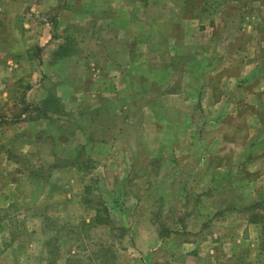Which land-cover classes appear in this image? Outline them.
Segmentation results:
<instances>
[{
    "label": "rangeland",
    "instance_id": "374dc122",
    "mask_svg": "<svg viewBox=\"0 0 264 264\" xmlns=\"http://www.w3.org/2000/svg\"><path fill=\"white\" fill-rule=\"evenodd\" d=\"M0 1V4L6 7L2 8V12L4 17L8 18L6 27L10 30L9 38L12 40L18 41L22 38L24 42H28L25 30L36 31L38 21L42 20L40 14L44 12L38 7L44 4V7H47L45 17L52 22L51 43L64 45V54L73 53L75 50L79 53L85 51L84 61H89L87 55L108 46V49L116 50V53H112L115 57L112 58L111 54H108L111 61L105 63L104 55L102 66L112 67L114 64L126 63L133 65V62L139 66L137 65L139 60L140 66H146V62L142 60L149 56L154 58L158 69L170 59L175 69L174 72L156 74L160 76V82L164 81L165 85L161 86L156 80L140 75V88L134 89L135 95L127 82H120L121 89L116 88L117 79L115 81L114 78L118 76V70L109 72L108 79L103 84L100 83L99 74L94 76H90L88 72L86 76L84 73L81 74L87 81L90 77L91 80L93 78L96 80L92 82V87H88L90 91L99 90L101 94L104 92L112 97L120 96L129 103V106L132 98L139 96L135 102L140 107L135 114L133 109L125 106L126 103L122 104L125 109L120 111L125 125L129 124V120L133 121L134 116L136 126L139 125V128L125 126V129H129L126 132H129L130 138L126 139L120 135V138L111 144V148L116 146L122 149L121 153L115 156L110 151L104 156L96 157L105 165L93 172L86 168L84 171L91 172L92 175L88 174L90 176L87 174L82 176L73 171L67 173L65 179L68 184H64L65 186L63 180L62 182L53 180V183H57L55 188L50 185L41 188L44 176L48 177L49 174L46 169L44 171L41 169V173L35 174L36 178L30 176L32 179H29L26 176L28 172L32 169V172L38 170L34 167L36 159L31 158L28 163L26 157L14 155L13 161L18 163L17 166L15 163H9L6 167H0V220L10 225L3 237L10 245V250L5 251L8 255L0 256V264L53 262L59 264L58 260L65 264L67 256L73 257L70 264H118L116 257L119 252L129 247V251L128 249L125 251L128 252V258L124 255L127 264H264V164L258 165L257 160L253 165L242 164L241 159L237 157L248 147L249 139L259 135L258 129L250 130V123L264 117V0H6L7 3L5 0ZM117 14L122 15L121 18L115 17ZM16 17L20 18V21L19 25L14 26ZM195 18L197 21H190ZM185 19H189L187 24L190 25L189 35L195 39L190 42L200 48V53L203 50L205 53L216 52L213 35L215 37L216 34L222 35L221 38L224 40H221V43L229 40L232 46L225 47L227 43L225 42L218 48L232 51H223L224 55L218 58L215 64H219L221 68L232 63L238 66L236 72L229 70L219 74L221 76L216 75L209 82V89L207 88L203 96L204 104L196 102L197 88L185 89L184 94L181 88L184 76L182 70L189 63L192 64L188 55L179 57L182 56L178 54L180 48H175L176 40L184 41L185 32L181 21ZM217 26L219 29H216ZM151 48L153 49L150 51ZM42 49L33 48L32 55H42ZM125 50L127 53L132 51L137 55L122 57L121 52L124 53ZM167 54L171 55L168 57ZM97 58L98 56H93L92 61L100 67ZM70 60L73 62L77 58L73 57ZM241 61H244V68L240 67ZM250 62L252 66L248 70ZM152 64L153 62L149 63ZM23 66L26 67V63ZM130 70L127 68L126 71ZM244 71L247 72L245 74L248 81H253L248 89H252L253 92L255 90L253 95L261 98V103L259 101L263 110L261 112L255 110L256 107L254 109L248 107L247 100L250 102L255 98L253 95L248 96V89L234 88V84L239 85L241 82L240 77L244 81ZM235 75L237 79L231 81L229 77ZM6 79L9 78L1 73L0 84ZM227 82H233L234 90ZM23 86L18 84L12 93L0 89V123L4 121L1 126H4L5 122L13 123L11 126H18L21 112L25 109V106L19 103L24 94ZM67 90L65 87L62 91L67 93ZM80 93L79 91V96ZM187 95L193 99L187 102L185 100ZM222 95L225 99L231 100L227 103L234 104L223 106L224 112L228 114H221V118H216L218 111L212 105V100ZM149 96L158 101H167L177 110H185L186 118L183 116L178 122L179 118L173 116L170 117V121L173 122L169 121L166 124L159 118L155 121L146 109L143 110ZM255 102L257 103L256 98ZM36 111V107H33V112ZM27 125L32 126L29 123ZM171 127L175 129L174 132L171 131ZM5 136V132L0 131V150L18 149L19 152L25 148L31 150L33 146L35 154L40 156L42 137L37 136L36 142L34 140L30 146L26 143L16 146L14 139L9 141V137ZM65 136L62 140L64 145H70L75 141L70 128L65 129ZM197 144L199 155L195 154V157L191 160L189 158L188 161L189 151L192 146L196 149ZM144 147L151 148L152 153L148 157L146 153L141 152L139 160L146 166L144 172L155 180L154 186L151 185L148 191L142 193L138 202L132 199L128 203L123 202L122 205L129 208L128 210L115 211L112 217H107L103 213L104 220L111 223L112 234L91 228L84 220L67 223L56 218L62 211L65 216L75 214V209L64 202V195L68 191L74 194L82 193L83 200L95 197L102 209L105 204L101 197L104 191L103 194H98L97 180L102 177L108 193L114 192L118 177L125 171L124 167L130 166L132 153L138 149L144 150ZM65 148H60L63 149L61 153L65 152ZM111 148L105 149L108 151ZM77 149L81 153L76 155L80 157L79 162L89 166L90 163H87L82 155V148L79 146ZM21 153L24 154V151ZM47 153L50 155V149ZM260 155L264 157V153ZM202 160L208 162L209 167L190 170L193 166L189 165L188 168L194 174H200L199 178H202V175L207 176L200 184L191 181L172 185L159 180L166 172L168 177L174 170L178 175L179 169L175 166H180V163L191 162L195 166ZM64 161L58 162L61 167L64 166ZM216 162L221 166L219 177L216 176L217 169L211 168ZM70 163L72 161H68L66 165ZM30 164L31 167H27ZM185 172L184 169L183 173ZM210 175L214 176L213 183L209 181ZM108 202L112 207L113 201ZM255 202L257 203L252 206ZM53 215L55 218L50 217ZM122 215L125 224L139 227L136 237L123 228ZM138 221L139 224H134ZM11 228L14 231L11 232ZM169 228L178 231L170 234ZM61 229L62 232H59ZM22 238L30 241L29 246L21 250L20 256L23 259L16 258L15 252L18 249L12 247L11 243ZM156 240L157 249H154L155 246L150 243ZM42 242L46 247H39ZM137 242H140L141 247L137 246L132 250V243L136 246Z\"/></svg>",
    "mask_w": 264,
    "mask_h": 264
},
{
    "label": "crops",
    "instance_id": "0c3cea01",
    "mask_svg": "<svg viewBox=\"0 0 264 264\" xmlns=\"http://www.w3.org/2000/svg\"><path fill=\"white\" fill-rule=\"evenodd\" d=\"M1 2V1H0ZM4 2L7 3L5 0ZM85 8V6H82ZM2 8H6L5 6H2L0 4V74L4 73L6 77L9 79L5 80L3 84H0V89L5 91L6 93L8 91H12L16 89L18 84L24 85L23 90L24 94L20 98L21 106H25V109L21 112L18 126H11L13 123H4V126H1L4 121L0 123V131L5 132V137H9V141L11 139H14L13 142H15L16 146H20V144L24 145V143L27 144V146H30V144L34 143V140L36 142L37 136L42 137V146L39 150V155L35 154V150H33V146L31 150L28 148L26 150H19L13 149L8 150L7 148H2L0 150V167H6L9 163H15L16 166L18 165L17 162L13 161L14 155H21L24 158L26 157L28 159V163L30 162V159H36L34 160L36 162V165L34 166L38 170H35V172H28V175H26L29 179L32 177H35V174L41 173V169L43 171L46 169L49 171L48 177L44 176L42 180V187L45 188L52 186L55 188V185H57L56 182L53 183V180H58L62 182L63 185L68 184L65 177L67 173H71V171L79 173L80 175L90 174L91 172H85L84 170H87L86 168H89L90 171H95L100 167H104L105 163L101 162L102 160H98L99 155L104 156V154H108V152L112 151L115 156L119 155L122 151V149H119L116 146H113L111 148V144L115 142V139H119L120 135L124 136L126 139L130 138L129 132H126L129 129H125V126H131L133 129L139 128V125L136 126L135 117L133 116V121L129 120V124L125 125L123 118H121L120 111L125 109L123 107V103H126V100H123L120 96L112 97L108 94L102 92L99 93L97 90L88 89V87H92V82H95L94 78L91 80L90 76H94L99 74V80L100 83L103 84L104 81L108 79V73H112L114 71L119 72L118 76L115 79L116 81V88H120V82L125 83L127 82L130 86L129 88L133 89V94L135 95V88H140V80L141 76L148 77L151 80H156V83L158 85H165L164 81H159L160 76L159 73L162 74L166 73L168 71L174 72L175 69L172 66L173 62L170 59L169 61L164 62L165 64L158 69V65H156L155 60L153 57H146L142 62H146V66H140L141 60H139L136 63L133 62V65L130 63L125 64H114V66L110 67V65L102 66L103 58H106L105 63L107 61H111L109 59V55L111 54L112 58L115 57L114 54L116 53V50H110L106 47V49H96L98 51H95L94 54L87 55L89 61H84L86 54L85 51L76 52V50L73 53H66L64 54L63 46L54 45L51 43L53 41L52 36V22L49 21L45 16L47 11V7H44V4L39 5L38 9L43 14H40V17L42 16V20L38 21V27L36 31L28 32V30H25V34L27 36L28 42H24L22 38L18 41L12 40L9 38V28L6 27L8 25V18L4 17V14L2 12ZM96 14H98L96 12ZM122 15H115V17H120ZM20 18H15L14 26L19 25ZM197 19H190V21ZM189 23V19H185L181 21V25L183 26V31L185 32L184 35V41L180 39L178 42L175 41L176 46L175 48L178 50V54L182 55L179 57H184V55H188L190 57L191 63L186 66L182 72H184L181 88L183 91V94L185 93V89H196L198 96L196 102H201L204 104L203 96L204 92L208 88V84L210 81L214 79L216 75L221 76L219 74L225 73L227 71L236 72L238 66L237 64H230L227 66L220 67L219 64H215L216 60L218 58H221L222 55H224V52L232 51L225 50V48L221 49L218 48L220 45H223V43H226V46L229 45L232 46V42L229 40H225L223 43H221V40H224V38L216 34V37L213 35L214 43H216V52L214 53H205V51L201 50L196 45H192L190 41H194L192 35H189V28L190 25H187ZM26 26V24H24ZM17 29V28H16ZM216 29H219L218 26ZM21 33V32H20ZM19 34V33H18ZM21 35V34H20ZM102 39V38H101ZM17 43V44H16ZM19 44V45H18ZM52 44V45H51ZM107 44V42H106ZM182 45V48H181ZM198 45H200L198 43ZM195 46V47H194ZM201 46V45H200ZM194 47V48H193ZM33 48H43L42 55H32ZM108 49V50H107ZM153 48L150 49V51ZM224 51V52H223ZM63 52V53H62ZM130 52V53H129ZM122 57H134L137 54L132 51H128V53L121 52ZM98 56L97 60L100 65V67H97V63L95 61H92L93 56ZM106 55V56H104ZM171 54H167L166 56H170ZM104 56V57H103ZM138 56H140L138 54ZM46 57H49L47 60ZM73 57L77 58V60H73V62H70ZM87 58V57H86ZM251 58V57H249ZM248 58V59H249ZM47 60V61H46ZM83 60V61H82ZM168 60V59H167ZM69 62V63H68ZM153 62L152 65H149V63ZM26 63V67L23 66V64ZM148 64V66H147ZM242 66L241 68H244L243 65L244 61H241ZM106 65V64H105ZM119 65V66H118ZM247 65V63H246ZM252 63H248V70L251 68ZM29 67H31V70H29ZM82 68V69H81ZM119 68H122L119 70ZM127 68L131 69L130 71H126ZM246 68V66H245ZM81 69V70H80ZM115 69V70H112ZM174 69V70H173ZM29 71L31 73H29ZM81 71V72H80ZM126 71V72H124ZM80 72V74H78ZM90 74V78L88 81L87 78L82 77L81 74L84 73ZM246 71H244L245 74ZM107 73V74H106ZM128 73V74H127ZM212 73V76H209V74ZM247 73V72H246ZM141 75V76H140ZM243 77L244 81H242V77H240V83L234 84V88L238 87L242 89H248L250 85H252L253 81H248V76ZM61 78V79H58ZM130 78V79H129ZM162 78V77H161ZM234 78L237 79V75L229 77V79L232 81ZM61 80V81H59ZM59 81V82H58ZM234 81V80H233ZM237 82V81H236ZM228 85L234 90L233 88V82H227ZM94 85V84H93ZM132 86V87H131ZM67 87V93H64L62 90ZM123 87V86H121ZM166 87V86H165ZM220 87H223V85H220ZM115 88V85H114ZM62 89V90H61ZM209 89V88H208ZM87 90V91H86ZM252 89H248V96H252L255 92L251 91ZM62 91V92H61ZM79 91L83 93V91L87 93H83L81 96H79ZM103 91V90H102ZM195 91V92H196ZM230 90H228L229 92ZM5 93V96H6ZM50 94L55 95L57 98V101L59 102V107L57 110L52 111H44V100L50 96ZM172 94V93H170ZM258 94V93H257ZM188 96V95H187ZM255 96L257 103L255 102V98L251 99V101H248V107L251 109L259 110L260 112L263 111L262 107L259 105V101L261 103V98ZM139 97V96H138ZM138 97L134 96L132 98L131 105L129 106V103H126L125 106L129 107L130 109H133L135 114V111L140 107V105L135 102V99ZM229 97V96H228ZM169 98V97H168ZM193 97H185V100L188 102ZM11 100V99H10ZM129 100V99H128ZM234 100V98H233ZM173 101V100H171ZM228 101H231L229 99H225V96L222 95L218 97L216 100H212V105L216 107L217 117L221 118V114H225L224 107L227 105H233L234 103H227ZM133 102L135 104H133ZM13 103V102H11ZM10 103V104H11ZM137 105V106H135ZM182 106V103L180 104ZM262 105V104H261ZM30 107V108H27ZM33 107H36L37 111L33 112ZM128 108V109H129ZM204 108V106H203ZM147 110V113L149 115H152L155 121L159 118L160 120H163L165 124L170 121V117H178L180 120L183 119V116L185 115V110H177L175 109L172 104L168 103L167 101L162 102L158 101V99L153 98V96L148 97V101L145 103L143 110ZM264 109V108H263ZM215 111V110H214ZM124 113V111H123ZM228 114V112L226 113ZM254 116H256L255 111H253ZM164 117V118H163ZM5 120H7L6 117H3ZM186 116H184V119ZM255 118V117H254ZM1 120V117H0ZM132 120V119H131ZM170 122H173L170 121ZM29 123L32 126L27 125ZM253 123V121H252ZM250 123V130L252 129H258L259 135L255 138L253 136L249 139L248 147L245 148L243 151L239 153L237 157L241 159L240 163L242 164H248L253 165L256 160L258 165L264 164V157L260 155L261 153H264V117L263 119H259L258 121H255L253 123ZM26 125V126H25ZM136 126V127H135ZM252 127V128H251ZM70 128L71 133L75 136V141L71 142L70 145H64L62 143V140L66 137L65 136V129ZM125 131V132H124ZM171 131H175L174 128L171 127ZM29 132V133H28ZM124 132V133H123ZM176 135V134H175ZM8 141L7 139L5 140ZM5 143V142H4ZM63 145V146H62ZM82 148V155H84L86 162L90 163L89 166L83 165L80 163L79 159L80 157H77L76 155L80 153L78 151V147ZM57 147H59L57 149ZM61 147H66L65 152L61 153L62 150H60ZM111 148L110 150H106L105 148ZM197 147L192 146L191 150L189 151V158L190 160L193 159L195 154L200 153V150H197ZM50 149V155L47 153V150ZM77 149V150H76ZM179 151L180 149H175ZM24 151V154L21 153ZM26 151V152H25ZM37 152V150H36ZM134 152V151H133ZM141 152L146 153L149 157L150 153H152L151 148H145L144 150L138 149L135 151V153H132V161L129 162L130 166L124 167V172L120 174L118 177V181H116V187L114 188V192L108 193V191L105 189L104 180L101 177L100 180H97L98 182V194H103L102 201L105 203L104 207L101 209L99 204H97L95 197H89L88 199L84 198L82 193L80 194H74L71 191H68L64 195V202L70 204L75 209V214H66L64 215V212H59V214L56 215V218H60L65 220L67 223H76L78 220H84L86 221V224L89 223L91 228H98L102 232L111 233L113 232L112 226L110 221H100V218L104 216V214L107 217H112V214L115 211H121V210H128L129 208H126L125 205H122L123 202L128 203L131 199L135 202H138V198H140V195L144 193L145 191H148L150 189V186H154V179L148 177V174L145 173V165L142 164L139 160V156ZM181 153V152H179ZM64 154V155H61ZM81 154V153H80ZM145 154V155H146ZM35 155V156H34ZM61 157H65L62 159ZM236 157V158H237ZM65 160V161H64ZM64 161V166L61 167L60 163ZM68 161H72V163L66 165ZM203 161V160H202ZM200 161L195 166L191 162H185L180 163V166H175L177 169H179V173L172 172L169 174V177L166 175L161 176L159 178L160 182L163 183H169L172 185H179L183 183L193 182L195 184H200L207 176L202 175V178H199V175L194 174L190 170L193 169H203L204 167L208 166V162H202ZM79 162V163H78ZM184 162V161H183ZM189 165H192L193 167L189 168ZM234 165V164H233ZM232 165V166H233ZM33 166V164H32ZM27 167H31V164ZM165 167H168L165 165ZM209 167V166H208ZM24 167H22L23 169ZM212 170L217 169L216 176L219 177L221 166L219 163H213L211 166ZM185 169V173H183V170ZM142 170V171H140ZM37 171V172H36ZM27 173V171H24ZM23 172V173H24ZM145 173L144 175H141V173ZM31 173V174H30ZM34 176H33V174ZM88 175V176H90ZM32 176V177H30ZM215 176V177H216ZM60 177V178H58ZM36 180V179H35ZM214 176L210 175L209 181L212 183L214 182ZM208 181V182H209ZM65 186V185H64ZM146 189V190H145ZM72 194V195H71ZM85 201L86 203H82ZM108 201H113V206L110 207V203ZM72 202V203H71ZM251 205V204H249ZM129 207V206H128ZM131 207V206H130ZM106 208V210H104ZM140 212V210H138ZM104 213V214H103ZM133 213V212H132ZM50 217H54L50 216ZM122 215V219H123ZM133 217V214L132 216ZM121 218V217H120ZM123 219V228L127 230V232H132V236L136 237V233L139 231V227L136 225H128L124 223ZM134 223V224H139ZM9 224L6 221L0 220V256L8 255V252H5L6 250H10V245L5 242V238L3 240L4 234L9 229ZM131 227V228H130ZM36 229V228H35ZM34 229V230H35ZM170 234L172 232H176L178 230H175L173 228H169ZM172 230V231H171ZM11 232L14 231V229L11 228ZM9 231V233H10ZM39 231V230H38ZM42 231V230H41ZM25 232V229H24ZM59 232H62L59 230ZM8 233V234H9ZM138 235V234H137ZM15 249H18L17 252H15L16 258H22L21 250L24 248H27L29 246L28 243H30L29 240L26 239H20V240H13L11 242ZM150 244H153L155 247L154 249H157V240L154 242H151ZM141 247L140 242H137V245L132 243V250H135L136 247ZM39 247H46V244L44 242L40 243ZM130 248V247H129ZM129 248L128 251H129ZM127 249L124 251L119 252L118 256L116 257L118 264H127V260H125V256L128 258V252ZM125 254H121V253ZM125 255V256H124ZM20 256V257H19ZM130 257V256H129ZM73 257L67 256L65 258V264H70L71 259ZM58 263H60V260H58ZM56 264V263H52Z\"/></svg>",
    "mask_w": 264,
    "mask_h": 264
},
{
    "label": "trees",
    "instance_id": "16d2710c",
    "mask_svg": "<svg viewBox=\"0 0 264 264\" xmlns=\"http://www.w3.org/2000/svg\"><path fill=\"white\" fill-rule=\"evenodd\" d=\"M44 111H52V110H57L59 107V102L57 101V98L55 97V95L50 94V96H48L45 100H44ZM79 163V162H78ZM257 202L253 203L252 206H254ZM104 210H106V208H104ZM100 221H107L104 220L103 216L102 218H100ZM264 226V223H263Z\"/></svg>",
    "mask_w": 264,
    "mask_h": 264
}]
</instances>
